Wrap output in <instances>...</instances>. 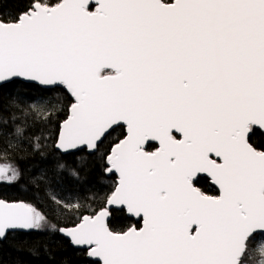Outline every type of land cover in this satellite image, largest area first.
<instances>
[{
  "label": "snow or ice",
  "instance_id": "6c2138e0",
  "mask_svg": "<svg viewBox=\"0 0 264 264\" xmlns=\"http://www.w3.org/2000/svg\"><path fill=\"white\" fill-rule=\"evenodd\" d=\"M57 89L64 103L49 106ZM116 127L123 138L106 146ZM258 133L264 0H24L16 11L0 8V151L7 158L27 145L39 169L25 178L28 169L2 166L0 185L42 182L54 196L51 185L71 177L74 190L59 205L65 223L47 235L84 264H255L264 256L256 244L264 241ZM93 172L115 177L102 196L82 179ZM81 189L93 192L95 207ZM41 204L37 196L0 199V245L11 238L39 259L49 227ZM125 215L136 223L112 225ZM43 249L50 264H73Z\"/></svg>",
  "mask_w": 264,
  "mask_h": 264
},
{
  "label": "trees",
  "instance_id": "16d2710c",
  "mask_svg": "<svg viewBox=\"0 0 264 264\" xmlns=\"http://www.w3.org/2000/svg\"><path fill=\"white\" fill-rule=\"evenodd\" d=\"M24 0H0V8L3 11L13 12L23 7ZM50 99L48 100L49 106L53 104H63L64 103V93L62 90L57 89L54 93L47 94ZM62 118V117H60ZM124 129L121 127L116 128V130L112 133V135L105 141V145H110L113 142H116L118 139L123 138ZM253 142L256 144H264L263 135L257 134L253 137ZM35 159H39L36 157ZM68 165L74 166L75 160L73 157H66ZM33 163V157L31 151L28 149L27 145L21 146L20 149L9 151L7 158L4 153L0 151V167L12 165L21 170L28 169V171L24 172L25 178L35 176L39 174V169H32L31 165ZM9 174L11 171L9 170ZM98 177V174L93 172L87 176H83L85 184H93L100 189L97 192V195L102 196L105 192L109 191L112 185L115 182L114 177ZM75 181L69 177H65L64 185L58 186L56 184H52V193L55 195H51L48 192L49 185L46 183L38 182L35 185L25 183V180L22 179L20 183L16 187H8L5 185H0V199H5L9 201H19L32 200L33 196H37L42 199L41 207L45 209V212L49 218V227L45 229V234L39 238V247L37 250L41 253L39 259L32 257L27 251H17L15 247H13L11 238L9 241L4 242L0 245V264H50V260L43 255V245L47 244L48 248L51 252L56 253V259H59L63 255H69L73 257V264H84L83 258L77 253L73 255V250L69 247L67 252H64L59 245L58 238H50L47 234L51 231V225L55 224L57 228L62 227L65 223L63 217V209L59 207V205L63 204L66 195L68 192L74 190ZM63 187L64 190L61 191L60 188ZM81 197H86L82 202L86 205H91L95 207V201L93 199V192L84 191L81 189L80 191ZM59 197V199H56ZM55 200V203H53ZM133 220L128 219L125 216H119L112 220V225L116 228H126L127 226L133 224ZM24 239V237H21ZM29 244L25 245V248L31 247L36 240L35 237L28 238ZM55 239L56 242H53ZM64 245H67V241L65 240ZM260 259V255L257 254L255 257V264Z\"/></svg>",
  "mask_w": 264,
  "mask_h": 264
},
{
  "label": "flooded vegetation",
  "instance_id": "af4514ba",
  "mask_svg": "<svg viewBox=\"0 0 264 264\" xmlns=\"http://www.w3.org/2000/svg\"><path fill=\"white\" fill-rule=\"evenodd\" d=\"M114 177V176H111ZM115 178V177H114ZM204 191L208 192L209 194L215 195L217 193V190L213 188L212 185H210L209 182L201 181V184L199 185ZM135 223V222H134Z\"/></svg>",
  "mask_w": 264,
  "mask_h": 264
},
{
  "label": "rangeland",
  "instance_id": "374dc122",
  "mask_svg": "<svg viewBox=\"0 0 264 264\" xmlns=\"http://www.w3.org/2000/svg\"><path fill=\"white\" fill-rule=\"evenodd\" d=\"M260 243H264V241H261V240H257L256 241L257 246H259ZM256 264H264V256L260 255V259H258Z\"/></svg>",
  "mask_w": 264,
  "mask_h": 264
},
{
  "label": "water",
  "instance_id": "95a60500",
  "mask_svg": "<svg viewBox=\"0 0 264 264\" xmlns=\"http://www.w3.org/2000/svg\"><path fill=\"white\" fill-rule=\"evenodd\" d=\"M116 128H118V127H116ZM263 141H264V135H263ZM107 177H111V175H106ZM210 185H212L211 183H210ZM213 186V188H215L217 191H218V189L216 188V186H214V185H212ZM127 217V216H126ZM131 220H133V222H135L136 223V218H132Z\"/></svg>",
  "mask_w": 264,
  "mask_h": 264
}]
</instances>
